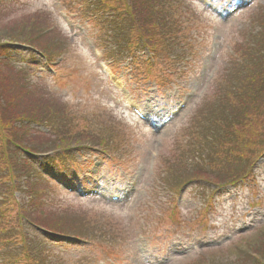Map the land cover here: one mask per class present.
I'll use <instances>...</instances> for the list:
<instances>
[{"label": "rangeland", "instance_id": "1", "mask_svg": "<svg viewBox=\"0 0 264 264\" xmlns=\"http://www.w3.org/2000/svg\"><path fill=\"white\" fill-rule=\"evenodd\" d=\"M118 2L103 4L118 13ZM173 2L179 13L165 20L178 15L176 47L132 60L120 19L85 0H0V42L36 37L53 57L12 45L0 59L7 133L59 154L26 157L34 177L16 171L18 201L0 208V264H264L263 115L249 132V109L240 112L234 144H246L227 162L201 165L198 147L217 129L210 110L231 129L232 87L242 83L247 99L263 85L253 74L264 62V0ZM127 92L159 121L182 107L149 127L124 107ZM43 112L50 120L26 121ZM9 183L0 180V196L3 184L11 199Z\"/></svg>", "mask_w": 264, "mask_h": 264}, {"label": "trees", "instance_id": "2", "mask_svg": "<svg viewBox=\"0 0 264 264\" xmlns=\"http://www.w3.org/2000/svg\"><path fill=\"white\" fill-rule=\"evenodd\" d=\"M122 1H124L123 9H125L129 13L127 15L130 18V24H129L130 27L127 26L129 28L126 32V35L127 37H129L130 34L129 42L131 44L143 43L147 45L144 38L151 39L152 38L151 33H153L152 31L155 30H158L162 33H166L162 25V16L163 14H165V12L162 11L164 8L162 3L159 2V0H153L152 5L150 4L151 0H122ZM257 67L260 69L254 71L253 80L259 79L263 85L258 89H256V92L246 99L242 95V91L244 93L246 91L244 89L242 91H239L238 89V88H242V83H239V87L235 89L236 93L233 95L235 97V102L231 99V107H232L231 111L233 112V116H235V118L232 121L228 122L231 129L228 130L227 134L226 132H224L221 138L218 139L220 148H222L223 150L222 154L226 156L227 160L228 159L230 160L232 156L233 148H234L233 146H235L236 144L238 146H242L246 144V143H239L240 141L234 144L238 139H240V137L237 134V129L235 126L236 122L240 124L239 123L240 112L246 113L247 110L249 109V113H247L249 115L246 117V120L248 119V122L245 123L246 125L249 123L246 129L249 132L256 130V126L258 124V121L260 122L261 115H263V121L261 123V126L264 125V82H263L264 62L258 64ZM250 84L252 83L250 82ZM237 100H239L240 103L237 104L236 103ZM242 102L245 104L242 110L239 111V105ZM237 112L239 113L237 114L236 117ZM214 123L216 125H219L221 123V117H215Z\"/></svg>", "mask_w": 264, "mask_h": 264}]
</instances>
